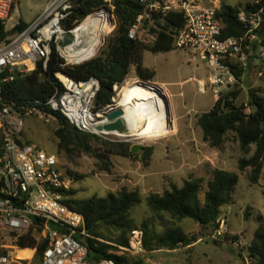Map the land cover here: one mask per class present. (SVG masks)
<instances>
[{"label":"built area","instance_id":"obj_1","mask_svg":"<svg viewBox=\"0 0 264 264\" xmlns=\"http://www.w3.org/2000/svg\"><path fill=\"white\" fill-rule=\"evenodd\" d=\"M16 3L17 0H0V24L6 31L16 26H10ZM140 4L142 12L130 27L129 37L153 43L157 37L155 31L162 30L166 17L172 12L182 13L184 25L173 35V45L188 54L190 63L197 62L208 69L207 79L192 80L197 83L201 94L210 90L215 101L240 83L235 67L247 69L253 58L264 57L263 40L259 33L264 8L252 13L240 12L239 21L245 26L246 33L223 38L224 23L218 17L223 9V0H140ZM74 8V0H50L43 15L34 24L0 39V133L3 139V154L0 157V264H115L111 259L97 263L90 261L88 248L77 240L79 235H89L84 216L64 203L65 191L71 189L72 180L65 175L58 156L36 144L21 142L25 117L36 116L46 122L55 118L38 106L27 107L22 114L2 96L3 81H12L17 74L35 71L41 61L46 68L54 46L66 65L81 64L100 53L98 47L94 54L82 61L71 59L70 47L77 42L74 32L77 27L67 29L63 23ZM113 11L114 7L109 5L94 13H105L110 20ZM69 35L73 43L65 46L64 40ZM84 44L87 45L86 41ZM3 75H6L5 78ZM60 81L64 90L57 89L45 103L37 104L62 113L80 131L95 135L119 133L99 130V127L110 123L107 115L121 109V106L114 96L110 105L94 112L100 89L97 78L77 82L65 75ZM136 82L143 86L146 84L140 80ZM121 86H114L115 95ZM224 225L225 221L216 229L214 236L222 234ZM31 239L36 241V247L23 248L19 245L20 241ZM42 244H46V249L37 260L38 245ZM232 245L243 247L238 239ZM28 249L32 251L30 255H20ZM122 249L134 256L143 254V230H133L129 246ZM254 260L248 253H243L245 264H253Z\"/></svg>","mask_w":264,"mask_h":264},{"label":"trees","instance_id":"obj_2","mask_svg":"<svg viewBox=\"0 0 264 264\" xmlns=\"http://www.w3.org/2000/svg\"><path fill=\"white\" fill-rule=\"evenodd\" d=\"M109 5L114 7L113 13L118 27L107 47L95 58L81 64L66 65V61L54 46L46 68H44V62L41 61L35 71L17 74L14 80L2 82L4 101L14 104L17 111L24 114L25 108L38 106L44 108L57 120L58 127L55 134L58 139L59 155L63 153L69 161L81 155L94 157L102 162V169L108 172L111 171V155L133 156L129 143L102 141L100 147L97 148L94 143L101 142L97 135L78 130L62 113L53 111L45 105H39L37 102L45 103L57 89L64 90L58 74L66 75L77 82L88 81L94 77L100 82L94 112L103 110L112 103L115 96L114 86L123 85L133 67L139 78L147 81L154 79L155 71L144 65L145 52L174 51L173 35L184 25L182 13L172 12L166 17L164 25H161L162 30L155 31L157 37L153 43L131 39L128 34L129 29L142 12L140 0H74L75 8L63 25L67 29L77 27L90 14ZM261 8H264V0H252L244 8L223 5V9L218 13V17L224 23L222 37L243 36L246 28L239 21L238 14L242 11L256 12ZM27 27L28 24L20 22L13 30L6 31L5 27L0 24V39H6ZM259 33L264 45V20ZM235 68L236 76L241 82L246 69ZM5 76L3 75V78ZM241 93L240 84L224 93L220 99L215 101L210 111L199 116L198 125L203 131L204 140L214 149H222L230 133L235 134L236 141L245 154H250L255 148L250 157H242L239 160L238 166L242 172L248 170L249 182L257 185L264 169V94L261 89H252L249 92L248 102L238 105L236 101ZM151 153L152 147L146 148L145 160L150 157ZM2 154L3 139L0 133V157ZM68 174L76 181L85 178L70 170ZM65 175L67 176L66 173ZM238 181L237 173L215 169L205 190L203 178L190 177L182 187L173 184L171 190H166L163 194L151 193L145 200L153 213L157 215L167 214L179 221L193 220L203 229L216 230L219 228L222 207L233 203L232 194ZM75 196L76 191L73 188L65 191L64 203L84 216L85 228L89 236L79 235L76 238L88 248L90 261L97 263L111 259L115 261V264H145L143 258L132 257L128 252H122L120 249V246H129V235L138 227L130 215L131 210L142 203V196L138 191H128L123 188L105 197L94 195L87 199H78ZM107 228L114 229L119 234L106 239L103 237V231ZM141 228L144 231V248L149 252L173 251L181 246L188 247L198 242V239L192 238L178 226L166 227L163 233H159L150 222L146 221ZM19 245L23 248L37 246L34 239L22 240ZM45 249L46 244L38 245L37 260L41 258ZM247 251L249 256L255 259L253 264H264V225L262 222ZM31 253L32 251H22L20 255L28 256ZM241 256L243 257L242 252Z\"/></svg>","mask_w":264,"mask_h":264},{"label":"rangeland","instance_id":"obj_3","mask_svg":"<svg viewBox=\"0 0 264 264\" xmlns=\"http://www.w3.org/2000/svg\"><path fill=\"white\" fill-rule=\"evenodd\" d=\"M49 1L17 0L10 26L18 25L20 22H25L29 26L34 24L43 15ZM250 1L252 0H223V5L244 8ZM110 21L111 28L103 37L99 52L107 47L117 30L118 22L112 13ZM144 65L155 71L154 79L147 81L139 78L133 67L115 96L119 102H123L126 86L139 80L156 84L167 91L170 94L167 102L172 112L171 124L174 127L168 136L159 140L135 137L130 135L127 127L123 137L111 134L97 135L101 139V142L94 143L97 148L102 141L124 142L129 143L131 147L139 145L145 148L129 157L111 155L110 172L102 169V162L94 157L81 155L69 161L63 153L59 155L58 139L55 134L58 127L56 119L46 122L36 116L25 117L21 142L36 144L51 154L59 155L64 173L72 180L71 188L76 191V198L87 199L94 195L105 197L123 188L128 191H138L142 196V203L130 212L134 223L138 225L136 229L143 230L141 225L148 221L159 233H163L166 227L178 226L192 238L198 239L196 244L188 247L181 246L173 251L152 252L145 249L140 256L129 253L132 257L143 258L145 264L151 262L243 264L241 252L248 253L247 247L252 244L255 232L260 228L261 222L264 225V169L260 182L253 185L247 178L248 170L242 172L238 166L239 160L242 157H250L255 148L250 154H245L236 141L234 133L228 135L222 149H214L204 140L198 119L202 113L212 109L215 98L210 90L206 94H201L197 89V83L192 80L193 78L207 79L208 69L204 65L197 62L190 63L188 54L179 49L159 53L146 51ZM239 84L242 93L236 101L238 105L248 102L249 92L252 89H261L264 94V57L252 59ZM148 147H152V153L145 160L144 156ZM215 169L235 172L239 177L237 187L232 194L233 203L221 209L219 227L224 221L225 225L220 236H214L216 230L203 229L193 220L179 221L167 214L157 215L153 213L145 200L151 193L163 194L166 190H171L173 184L182 187L190 177L203 178L205 190ZM68 170L85 178L76 181L74 177L69 176ZM118 234L111 228L103 231V237L106 239ZM236 237L242 241V248L232 245ZM120 249L125 252L122 246Z\"/></svg>","mask_w":264,"mask_h":264},{"label":"bare ground","instance_id":"obj_4","mask_svg":"<svg viewBox=\"0 0 264 264\" xmlns=\"http://www.w3.org/2000/svg\"><path fill=\"white\" fill-rule=\"evenodd\" d=\"M110 28L107 14L97 12L90 15L74 30L77 42L70 47L71 59L74 62L82 61L94 54ZM85 41L87 45H82ZM58 77L64 79L65 75L58 74ZM124 94V101L120 102V106L131 136L159 140L171 134L174 129L171 124L173 116L167 102L170 97L167 91L156 84L146 83L143 86L140 82H134L126 86ZM111 134L122 136L116 132Z\"/></svg>","mask_w":264,"mask_h":264},{"label":"water","instance_id":"obj_5","mask_svg":"<svg viewBox=\"0 0 264 264\" xmlns=\"http://www.w3.org/2000/svg\"><path fill=\"white\" fill-rule=\"evenodd\" d=\"M264 18V17H263ZM73 43V38L69 35L64 40V45H69ZM160 88V87H159ZM124 111L123 109H117L112 111L110 114L107 115L108 120L110 121L109 124L105 125L104 127H99V130L104 129L107 132H119L123 133L126 129V121L123 119ZM145 148L139 145H135L132 147V153H136L137 151H143Z\"/></svg>","mask_w":264,"mask_h":264},{"label":"crops","instance_id":"obj_6","mask_svg":"<svg viewBox=\"0 0 264 264\" xmlns=\"http://www.w3.org/2000/svg\"><path fill=\"white\" fill-rule=\"evenodd\" d=\"M196 243H197V242H196ZM196 243H195V244H196Z\"/></svg>","mask_w":264,"mask_h":264}]
</instances>
